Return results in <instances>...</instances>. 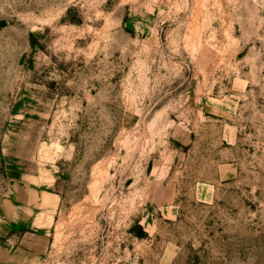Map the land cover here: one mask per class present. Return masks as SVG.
<instances>
[{
    "label": "rangeland",
    "instance_id": "rangeland-1",
    "mask_svg": "<svg viewBox=\"0 0 264 264\" xmlns=\"http://www.w3.org/2000/svg\"><path fill=\"white\" fill-rule=\"evenodd\" d=\"M0 264H264V0H0Z\"/></svg>",
    "mask_w": 264,
    "mask_h": 264
}]
</instances>
